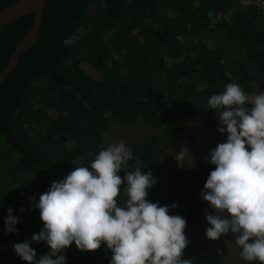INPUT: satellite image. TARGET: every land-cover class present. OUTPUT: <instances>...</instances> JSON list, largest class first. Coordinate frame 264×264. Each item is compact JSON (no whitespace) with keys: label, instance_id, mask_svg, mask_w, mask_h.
Wrapping results in <instances>:
<instances>
[{"label":"trees","instance_id":"obj_1","mask_svg":"<svg viewBox=\"0 0 264 264\" xmlns=\"http://www.w3.org/2000/svg\"><path fill=\"white\" fill-rule=\"evenodd\" d=\"M14 1L0 0V10ZM33 20L31 13L0 28V73ZM230 82L246 94L264 89V12L256 7L238 0H48L35 43L0 84V215L6 220L11 208L39 233L36 204L52 182L90 168L111 122L144 120L165 136L130 145L129 170L140 160L156 181L147 199L188 220L206 219L211 206L201 192L215 166L168 167L164 155L167 143L203 147L202 128L218 120L208 99ZM125 199L117 197L121 206ZM187 239L181 259L224 264L197 238ZM43 244L37 260L50 251ZM61 255L66 264H111L113 253L103 242L95 251L73 242ZM16 261L17 254L0 252V264Z\"/></svg>","mask_w":264,"mask_h":264},{"label":"clouds","instance_id":"obj_2","mask_svg":"<svg viewBox=\"0 0 264 264\" xmlns=\"http://www.w3.org/2000/svg\"><path fill=\"white\" fill-rule=\"evenodd\" d=\"M208 105L218 115V131L227 133V141L209 153L208 162L215 168L201 197L215 214H206V237L218 240L231 233L243 260L264 264V92L250 98L230 82L209 97ZM172 155L178 167L192 157L187 146ZM130 160L131 149L120 141L100 150L90 168L76 167L52 182L36 204L43 228L31 241L14 244L15 253L27 264H66L61 253L73 242L80 251H95L103 242L113 253L111 264H192L191 259H181L190 243L184 234L187 221L170 215L169 206L147 199L156 181L151 172L141 170L140 160L129 170ZM121 194L126 197L122 206L117 200ZM18 222L9 208L5 230L18 231ZM32 241L46 242L50 251L37 260Z\"/></svg>","mask_w":264,"mask_h":264},{"label":"rangeland","instance_id":"obj_3","mask_svg":"<svg viewBox=\"0 0 264 264\" xmlns=\"http://www.w3.org/2000/svg\"><path fill=\"white\" fill-rule=\"evenodd\" d=\"M86 70L90 73L93 71L92 68L86 64ZM264 92V89L263 91ZM260 92V93H261ZM260 93H252L247 94L250 98L260 94ZM247 107H251L250 104L246 103ZM222 127L219 123V117L217 123L213 127H203L202 131L204 134V144L201 149L193 150L189 149V152L192 154V157L186 158V163L184 166H188L190 164L201 162V163H209L210 160V151L215 148L219 143H223L227 141V133H221L218 129ZM156 134L160 137H165L162 131L153 126L150 123L145 122L144 120H138L133 123H120L117 121H113L110 123L108 130H105L103 133L104 138V147L106 149L109 145L119 143L120 141H124L126 146L130 148V145L136 141L142 140L144 137L148 135ZM166 153L164 155V163L168 167H178L177 160L172 155V152H180L183 146L174 145L167 143ZM250 150V149H249ZM5 193H9L8 189H5ZM1 205V201H0ZM170 215H179L183 217L187 221L186 228L184 230V234L187 237H195L197 238L203 246L206 248L209 256L217 257L224 261V264H253V262L245 261L241 258L240 252L241 248L235 243V236L231 233L225 236H221L218 240H210L206 237V229L210 227L206 219L200 221L188 220L181 212H170ZM211 214H215L214 210L211 207ZM19 222L15 225L18 232H11L9 236H7V231L5 230V219L0 215V252L1 251H9L10 255L16 256L13 245L16 243L24 242L25 240L31 241L33 234H38L37 229L34 227H30L26 223L22 226L21 222L23 221L21 218L18 219ZM23 229V230H22ZM9 234V233H8ZM251 242V241H250ZM36 252V256L44 252L45 246L43 241L36 243L32 241L30 245ZM220 250L219 252L217 250ZM21 258L17 255L16 263L21 262Z\"/></svg>","mask_w":264,"mask_h":264},{"label":"water","instance_id":"obj_4","mask_svg":"<svg viewBox=\"0 0 264 264\" xmlns=\"http://www.w3.org/2000/svg\"><path fill=\"white\" fill-rule=\"evenodd\" d=\"M48 0H16L0 10V28L24 15L34 13V20L24 37L17 45L7 65L0 73V84L20 64L23 57L35 43Z\"/></svg>","mask_w":264,"mask_h":264},{"label":"built area","instance_id":"obj_5","mask_svg":"<svg viewBox=\"0 0 264 264\" xmlns=\"http://www.w3.org/2000/svg\"><path fill=\"white\" fill-rule=\"evenodd\" d=\"M245 7H256L264 12V0H238Z\"/></svg>","mask_w":264,"mask_h":264}]
</instances>
